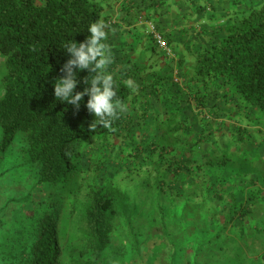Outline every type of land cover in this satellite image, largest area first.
I'll use <instances>...</instances> for the list:
<instances>
[{
    "label": "trees",
    "instance_id": "16d2710c",
    "mask_svg": "<svg viewBox=\"0 0 264 264\" xmlns=\"http://www.w3.org/2000/svg\"><path fill=\"white\" fill-rule=\"evenodd\" d=\"M96 21L104 22L102 9L93 0H0V56L4 58L6 69L2 78L4 93L0 98V162L3 164L16 141L22 152V164L34 171L36 184H49L55 191L73 186L74 190L69 191L66 198L71 203L82 190L89 192V203L81 214L87 229L81 234L93 258L82 264H101L115 222L123 220L131 229L133 218L126 210L131 199L115 186L86 183L91 164L94 165L99 156L105 157L107 151H102V147L115 135L119 121L113 123L114 130L97 126L93 131L90 125L95 117L85 107L87 96L78 112L54 96L55 81L63 77L61 68L71 58L65 45L82 43L90 35L89 26ZM225 35L218 46L199 58L196 74L203 80L222 79L232 95L240 97L264 119V0L260 7L234 19ZM74 71L78 72L80 81L89 76L87 70ZM114 83L117 98L126 103L131 89L119 78L114 77ZM86 86L81 82L76 91H83ZM157 147L152 144L148 156L154 157ZM162 152L166 157L154 164L155 173L145 171L147 174L142 177L157 174V169L161 171L167 159L182 172L183 153L172 155L173 150L168 152L165 148ZM142 155V147L129 152L134 168ZM108 158L110 156L100 163L102 165L96 164V170L101 169L100 174L105 175L109 170ZM179 176L174 175L172 179ZM158 180L159 176L155 181ZM144 182L148 181H142L138 187ZM179 189L172 182V221L181 219L188 231L195 232L197 226L190 227L193 211L200 214V220L206 215L199 209L194 210L192 198L184 193L183 187ZM56 207L53 203L52 208ZM55 214L51 210L38 217L37 238L31 245L29 257L19 264H60ZM181 231L187 237V231Z\"/></svg>",
    "mask_w": 264,
    "mask_h": 264
},
{
    "label": "crops",
    "instance_id": "0c3cea01",
    "mask_svg": "<svg viewBox=\"0 0 264 264\" xmlns=\"http://www.w3.org/2000/svg\"><path fill=\"white\" fill-rule=\"evenodd\" d=\"M93 1L100 5L104 23L113 22L105 41L114 54L108 72L138 85L124 103L128 111L117 120L116 138L106 144L111 149L105 158L113 153V160L124 163L132 149L142 147L138 161L145 162L136 167L145 172L146 159L152 167L159 164L166 157L164 148L173 150L172 155L183 153L182 159L192 167L190 175H178L172 182L192 198L194 210L205 213L209 236H223L228 244L244 247V253L258 254L263 263L264 119L232 95L222 79L203 80L196 74L199 58L220 44L233 20L260 7L263 0ZM143 16L163 33L170 56L157 48L148 28L138 24ZM205 113L214 119H205ZM152 144L158 146L154 157L148 156ZM220 159L224 163L216 166ZM235 167L244 172L237 173ZM230 169L235 172H227ZM248 176L249 182L243 181ZM246 208L253 217L245 219ZM252 232L258 235L248 247L245 242Z\"/></svg>",
    "mask_w": 264,
    "mask_h": 264
},
{
    "label": "rangeland",
    "instance_id": "374dc122",
    "mask_svg": "<svg viewBox=\"0 0 264 264\" xmlns=\"http://www.w3.org/2000/svg\"><path fill=\"white\" fill-rule=\"evenodd\" d=\"M5 73L4 58L0 56V98L4 93L2 78ZM209 118L214 119L212 114ZM111 138L115 140L116 137ZM224 138L230 140V137L225 136ZM116 145L112 144L114 147ZM105 146L102 147V151L111 149V147L106 148ZM170 150L167 149L168 152ZM21 154L22 152L15 141L3 164L0 162V166L4 168H0V262L2 261V264H19L29 257L31 245L37 234L38 217L44 216L51 210L57 216L55 220L58 245L61 250L60 264H82L92 260L93 254L84 243L81 234L87 229V224L81 214L84 206L89 203V192L82 190L81 195L71 203L66 198L67 193L74 190L73 186L55 191L54 187L49 184L41 186L36 184L33 176L35 173L23 166ZM112 155L113 153L108 158L110 168L105 172V175L99 173L100 168L96 170L98 169L96 164L102 163L105 157L96 158L94 165L91 164L86 183L92 182L98 187L107 184L115 186L126 198L131 199L126 210L127 213H131L129 215L133 218L132 222L130 221L131 229L126 226L123 220L115 222L108 248L101 256V264H264V261L263 263L259 262L258 254L244 253V247L228 244L223 236L210 237L206 227L211 225L200 220L198 212L193 211L195 213L193 224H190V227L197 226L193 230L195 232L188 231L187 225L181 219L172 221V177L180 175L184 178V175H190L188 168L192 167L187 166L185 161L184 165H181L182 172L173 167L167 159L164 166H161L162 170L157 169V174L142 177L147 173L134 168L135 164L130 156L125 157L123 163L118 159H116L117 161L113 160ZM146 160L148 162L146 171L155 173L150 159ZM223 163L222 159L214 162L216 166ZM241 164L239 165L244 166ZM235 168L237 173L244 172L242 168ZM231 169L227 172L234 173L235 171ZM7 170L8 173H6ZM158 176L159 180L156 182ZM251 178L252 176H248L243 181L248 180L247 182H249ZM142 181L148 182H144V185L138 187ZM161 184H165L166 187ZM125 193L127 194L125 195ZM27 199L28 202H26ZM52 202L57 206V209L52 208ZM251 204L249 202L247 205L248 209L251 208ZM262 207L264 208V206ZM247 208L244 209L245 212L243 211L245 219L254 216L252 212L247 211ZM260 224L261 228H264V222H260ZM183 229L187 231V237L181 231ZM257 235L258 233L253 235L252 232L248 236L251 238L245 244L249 247ZM233 237L235 238L236 235ZM250 257L252 259H249ZM255 257L257 259H254Z\"/></svg>",
    "mask_w": 264,
    "mask_h": 264
},
{
    "label": "clouds",
    "instance_id": "9594fccd",
    "mask_svg": "<svg viewBox=\"0 0 264 264\" xmlns=\"http://www.w3.org/2000/svg\"><path fill=\"white\" fill-rule=\"evenodd\" d=\"M87 31L90 35L82 43L70 42L65 45V51L71 58L61 68L63 77L55 81L54 96L56 100L72 105L77 112L87 96L85 107L95 117L90 125L91 130L94 131L97 126L114 130L113 123L128 109L117 98L114 77L108 72L109 66L114 63V54L105 41L112 30L103 21H96ZM74 69L79 72L87 70L89 76L80 81ZM81 82L87 86L78 92L76 89ZM125 84L133 90L138 88L132 80L125 81Z\"/></svg>",
    "mask_w": 264,
    "mask_h": 264
},
{
    "label": "built area",
    "instance_id": "2783aa9c",
    "mask_svg": "<svg viewBox=\"0 0 264 264\" xmlns=\"http://www.w3.org/2000/svg\"><path fill=\"white\" fill-rule=\"evenodd\" d=\"M138 24L145 25L148 28V34L150 38L157 46V48H159L160 51L164 52L168 56L171 55V51L169 49L168 42L165 39V36L157 29V26L153 21L148 20L146 17L143 16V17H139ZM112 25H113L112 21L108 22L109 27H112ZM174 83H178V79H175ZM204 115H205V119L207 120L210 119L209 115L207 114Z\"/></svg>",
    "mask_w": 264,
    "mask_h": 264
}]
</instances>
